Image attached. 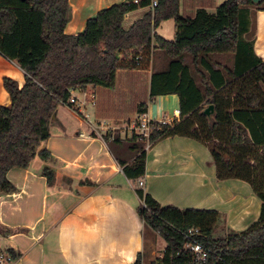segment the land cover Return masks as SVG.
Returning <instances> with one entry per match:
<instances>
[{
	"label": "trees",
	"instance_id": "obj_1",
	"mask_svg": "<svg viewBox=\"0 0 264 264\" xmlns=\"http://www.w3.org/2000/svg\"><path fill=\"white\" fill-rule=\"evenodd\" d=\"M155 1V8L153 0H125L103 9L88 20L82 34L71 36L65 33L72 17L69 0H0V54L26 73L22 88L4 79L11 104L0 105V196L17 192L8 179L12 169H28L37 157L53 161L41 147L51 137L58 108L74 107L73 92H84L90 101L96 88L114 86L118 71H146L153 52L163 50L172 60L152 76L150 98L178 95L180 119L156 124L148 143L133 135L128 148L134 160L127 164L116 157L124 174L130 180L144 177L148 144L192 138L210 149L217 179L249 183L262 208L260 219L246 231L215 238L217 211L162 206L138 187L145 205L139 215L167 245L163 257L151 264H264V61L244 38L250 28L249 7L264 3L227 0L214 14L201 9L192 18L180 14V0ZM139 10H144L142 16L127 25L126 16ZM170 19L176 24L173 41L154 32ZM224 53L235 54L233 70H217L211 64L209 55ZM185 55L197 66L195 72L184 62ZM198 65L206 74L196 72ZM208 104L216 106L213 126L202 114ZM146 113L147 105H139L138 114ZM43 176L53 185L51 169L44 168ZM191 229L200 230L195 240L208 253L205 262L198 263L186 249ZM7 254L17 258L13 250ZM134 264H142L141 255Z\"/></svg>",
	"mask_w": 264,
	"mask_h": 264
},
{
	"label": "crops",
	"instance_id": "obj_2",
	"mask_svg": "<svg viewBox=\"0 0 264 264\" xmlns=\"http://www.w3.org/2000/svg\"><path fill=\"white\" fill-rule=\"evenodd\" d=\"M124 1L69 0L72 17L65 33L82 34L99 11ZM225 1L180 0V14L193 18L201 9L214 14ZM249 10L250 28L244 38L264 61V4ZM154 32L173 41L175 20L162 21ZM229 56L232 60H227ZM189 59L185 55L184 62L189 64ZM171 60L165 51L155 50L148 70H120L113 87L96 88L90 101L84 92H73L74 107L58 108L51 137L41 147L52 154L53 161L45 163L37 157L28 169H12L8 179L17 192L0 196V254L13 250L17 258L11 264H134L139 255L142 264H151L162 258L166 242L139 215L140 180L143 191L162 206L217 211L215 238L246 231L260 219L262 202L252 186L237 179L219 181L210 149L192 138L158 141L146 149L144 177L130 180L124 174L116 157L127 164L135 158L128 147L139 105H147L151 120L180 119L178 95L150 98L152 76L166 70ZM209 60L221 71L235 66L234 53L211 54ZM198 67L196 72L206 74ZM5 78L22 88L26 73L16 61L0 54V105L9 106ZM88 101L92 110L87 109ZM129 110L137 111L134 120L128 118ZM64 111H69L71 120L62 117ZM46 167L55 174L53 185L43 176ZM159 241L164 243L160 250Z\"/></svg>",
	"mask_w": 264,
	"mask_h": 264
},
{
	"label": "built area",
	"instance_id": "obj_3",
	"mask_svg": "<svg viewBox=\"0 0 264 264\" xmlns=\"http://www.w3.org/2000/svg\"><path fill=\"white\" fill-rule=\"evenodd\" d=\"M138 1H136L137 3ZM157 7V2L153 0L152 3V8ZM173 121L167 116H164L160 120H151L147 117L146 114H141L137 118V124L134 125L133 127V135H136L139 138V141H146L147 143L149 142L152 130L154 126L161 125H170L173 123ZM150 147V144H148L147 149ZM138 186L142 188L144 186V182L142 180L139 181ZM142 205L145 207L144 203L142 202ZM197 235H200V230L199 229H191L187 233L188 239L191 241V244L187 246V250H189L195 257V260L198 263H202L207 261L208 258V253L204 250L203 246L198 243L195 240V237ZM14 259L7 253L5 254H0V264H11L13 263Z\"/></svg>",
	"mask_w": 264,
	"mask_h": 264
},
{
	"label": "rangeland",
	"instance_id": "obj_4",
	"mask_svg": "<svg viewBox=\"0 0 264 264\" xmlns=\"http://www.w3.org/2000/svg\"><path fill=\"white\" fill-rule=\"evenodd\" d=\"M144 13V10H139L135 13H132V14H129L126 16V24L129 25L130 24V21H134L135 19H138L142 16V14ZM251 19V15L249 14V20ZM169 29V26H165V30ZM247 36V35H246ZM227 60H232V56H229V57H226ZM188 63L191 65V68L194 70L196 67L192 66L193 64L191 63V59H189ZM200 68V67H198ZM199 83H200V80L198 79ZM78 98H80V100H82V97H81V94L79 93L78 95ZM87 109L88 110H92V106H91V103L88 101L87 103ZM65 113L62 114V117L64 118H68V119H72V116L71 114L69 113V111H64ZM137 111H132V110H129L127 112L128 115V118L131 119V120H134L136 118V114ZM135 124H137V119L135 120ZM142 143V142H140ZM148 146V145H147ZM162 246H164V243L159 241V245H158V249L160 250V248H162Z\"/></svg>",
	"mask_w": 264,
	"mask_h": 264
},
{
	"label": "water",
	"instance_id": "obj_5",
	"mask_svg": "<svg viewBox=\"0 0 264 264\" xmlns=\"http://www.w3.org/2000/svg\"><path fill=\"white\" fill-rule=\"evenodd\" d=\"M254 5H261L264 3V0H252ZM202 114L205 115L210 123L211 126H213L216 122V106L213 104H208L204 107L202 110ZM55 118V117H54ZM53 118V119H54Z\"/></svg>",
	"mask_w": 264,
	"mask_h": 264
}]
</instances>
